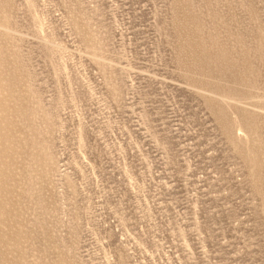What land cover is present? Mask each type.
I'll return each instance as SVG.
<instances>
[{"label":"rangeland","instance_id":"rangeland-1","mask_svg":"<svg viewBox=\"0 0 264 264\" xmlns=\"http://www.w3.org/2000/svg\"><path fill=\"white\" fill-rule=\"evenodd\" d=\"M0 264H264V0H0Z\"/></svg>","mask_w":264,"mask_h":264},{"label":"bare ground","instance_id":"bare-ground-1","mask_svg":"<svg viewBox=\"0 0 264 264\" xmlns=\"http://www.w3.org/2000/svg\"><path fill=\"white\" fill-rule=\"evenodd\" d=\"M13 107H14V106H13ZM23 111H25V110H23ZM16 112H17V111H16ZM24 113H25V112H23V114L21 115V117H25V116L27 115V113H26V114H24ZM32 113H33V112H32ZM19 115H20V114H19ZM15 116H16V115H15ZM26 117H27V116H26ZM16 118H17V117H16ZM27 118H28V117H27ZM18 119H19V121L17 120V122H20L21 119H20L19 117H18ZM23 119H24V118H22V120H23ZM29 119H30V118H29ZM32 119H33V118H32ZM32 119H31V120H32ZM25 120H26V119H25ZM25 120H24V122L21 121V122H23L24 125H25V123H26V121H27V120H26V121H25ZM19 124H21V123H19ZM21 125H22V124H21ZM25 127H27V124H26ZM20 128H22L24 131L27 132L26 128L24 129L22 126H21ZM27 128H28V127H27ZM29 128H30V127H29ZM31 129H32V128H31ZM21 131H22V130H21ZM24 131H23V133L21 132V134H20L18 137H16V138H17V140H16V143H17V144H16V148L20 146V145L18 146V142H19V143H22L21 145L23 146V144H25L26 141L28 140V136H27V135H29L30 129H29V132H28V133H26V132H24ZM13 132H14V131H13ZM18 132H19V131H18ZM17 135H18V134H17ZM17 135H16V136H17ZM29 136H30V135H29ZM14 138H15V137H14ZM4 139H5V138H4ZM14 142H15V141H14ZM23 142H25V143H23ZM12 143H13V142H12ZM27 143H29V142H27ZM27 143H26V144H27ZM26 144H25V145H26ZM26 146H29V144H27ZM31 146H32V145H31ZM14 148H15V147H14ZM22 148H23V147H22ZM22 148H21V150H20L21 152L23 151ZM24 148H27V147H24ZM24 148H23V149H24ZM17 149H18V148H17ZM17 149H16V150H17ZM18 151H19V150H18ZM24 151H25V150H24ZM16 155H17V158H18V154H17V153H16ZM16 155H15V156H16ZM19 157H20V155H19ZM41 158H42V157H41ZM22 160H23V159H22ZM25 160H26V159H25ZM25 160H24V161H25ZM19 161H20V159H19ZM28 161H29V160H28ZM25 163H26V162H25ZM32 163H34V161H32ZM23 164H24V163H23ZM29 164H30V165H33V164H31L30 161H29ZM15 165H16V164H15ZM26 165H27V164H26ZM30 165H29V167H30ZM19 167H20V164H19ZM19 167H18V168H19ZM27 167H28V166H27ZM15 168H16V167H15ZM47 168H48V167H47ZM20 169H21V168H20ZM20 169H18V170L20 171ZM28 169H29V168H28ZM15 170H16V169H15ZM25 170H26V169H25ZM26 171H27V170H26ZM29 178H30V177H29ZM19 180H21V179H19ZM27 184H28V183H27ZM29 184H30V183H29ZM1 217H2V216H1ZM4 237H5V236H4ZM4 242H5V241H4ZM3 245H4V244H3Z\"/></svg>","mask_w":264,"mask_h":264}]
</instances>
